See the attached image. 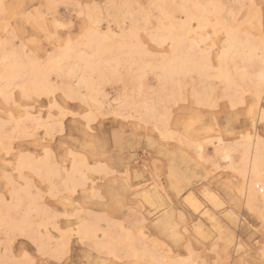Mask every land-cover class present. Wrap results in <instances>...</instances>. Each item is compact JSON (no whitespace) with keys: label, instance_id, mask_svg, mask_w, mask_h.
<instances>
[{"label":"snow or ice","instance_id":"1","mask_svg":"<svg viewBox=\"0 0 264 264\" xmlns=\"http://www.w3.org/2000/svg\"><path fill=\"white\" fill-rule=\"evenodd\" d=\"M0 264H264V0H0Z\"/></svg>","mask_w":264,"mask_h":264},{"label":"rangeland","instance_id":"2","mask_svg":"<svg viewBox=\"0 0 264 264\" xmlns=\"http://www.w3.org/2000/svg\"><path fill=\"white\" fill-rule=\"evenodd\" d=\"M121 123L116 121L115 119H109L102 121L101 123L96 125V131L99 136L107 137L110 136L115 127H120ZM245 127L243 121L240 122L239 126L236 128L237 131L240 128ZM258 130L260 132V126L258 125ZM147 149V150H146ZM153 149H148L146 142L141 145L139 141H137V147L134 151H132V155L128 157V160L131 163V170L133 174V178H135V173L137 168H143L144 163L147 160H151L154 157ZM223 164V163H222ZM232 174L228 172H217L214 176H212L208 180H200L196 182L194 187L193 195L199 200L201 203L205 205L204 211L209 212L213 216L217 217V219L225 225V227H230L233 235L235 236L237 241L244 240L245 242L249 239V229L245 223L251 224L253 227L256 225L253 223L252 219H250L249 215L244 210H237V215L239 217L238 222H233L228 220L224 211L219 208L214 207V205L209 201H205V193L203 191L204 188L208 189L209 195L215 194L217 195L225 204H229L230 201L227 199V192L224 187V182L231 179ZM166 179V177H165ZM177 205L176 211L179 214L181 211L187 216L188 220L192 223H201L204 225L206 229L212 227L210 220L204 215V212H196L191 207L183 205V201L177 198V200L173 201ZM258 235V234H257ZM209 255L211 256V252L209 251ZM235 256V253H233Z\"/></svg>","mask_w":264,"mask_h":264},{"label":"bare ground","instance_id":"3","mask_svg":"<svg viewBox=\"0 0 264 264\" xmlns=\"http://www.w3.org/2000/svg\"><path fill=\"white\" fill-rule=\"evenodd\" d=\"M258 125H259V124H257V129H256V130H257V133H259ZM237 162H239L238 159H237ZM222 163H223V162H222ZM221 166L223 167V164H222ZM228 173H231V172H228ZM231 174H232V173H231ZM232 176H233V174H232ZM241 183H243V181H241Z\"/></svg>","mask_w":264,"mask_h":264}]
</instances>
